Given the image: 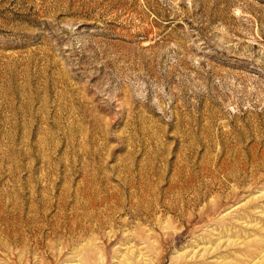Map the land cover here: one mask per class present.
Listing matches in <instances>:
<instances>
[{"label": "rangeland", "instance_id": "1", "mask_svg": "<svg viewBox=\"0 0 264 264\" xmlns=\"http://www.w3.org/2000/svg\"><path fill=\"white\" fill-rule=\"evenodd\" d=\"M0 264H264V0H0Z\"/></svg>", "mask_w": 264, "mask_h": 264}, {"label": "bare ground", "instance_id": "2", "mask_svg": "<svg viewBox=\"0 0 264 264\" xmlns=\"http://www.w3.org/2000/svg\"><path fill=\"white\" fill-rule=\"evenodd\" d=\"M28 223V222H27Z\"/></svg>", "mask_w": 264, "mask_h": 264}]
</instances>
